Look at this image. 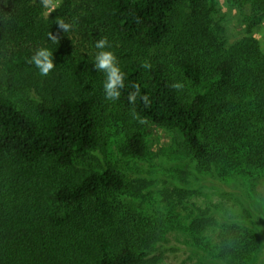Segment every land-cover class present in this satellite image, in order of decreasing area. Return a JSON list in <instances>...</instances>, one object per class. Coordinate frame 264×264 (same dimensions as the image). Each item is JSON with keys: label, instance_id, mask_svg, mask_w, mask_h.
<instances>
[{"label": "trees", "instance_id": "trees-1", "mask_svg": "<svg viewBox=\"0 0 264 264\" xmlns=\"http://www.w3.org/2000/svg\"><path fill=\"white\" fill-rule=\"evenodd\" d=\"M47 1L0 0V264H162L168 227L130 197L135 174L106 158L111 129L125 126L123 150L136 158L147 126L171 131L178 158H190L184 169L208 167L227 190L239 191L226 177L264 176V47L254 35L264 0L231 2L226 14L235 10L245 32L233 42L227 26L214 28L215 0H59L50 11ZM101 38L124 73L115 101L93 66ZM41 47L53 53L46 76L30 62ZM243 211L222 224L202 210L190 219L199 246L217 229L214 264H249L261 251L262 229Z\"/></svg>", "mask_w": 264, "mask_h": 264}, {"label": "rangeland", "instance_id": "rangeland-1", "mask_svg": "<svg viewBox=\"0 0 264 264\" xmlns=\"http://www.w3.org/2000/svg\"><path fill=\"white\" fill-rule=\"evenodd\" d=\"M234 1L215 0L213 3L216 8L214 28L218 24L227 26L232 42L245 36L244 30L235 19L236 11L232 9L231 17L226 14L231 11L230 4ZM58 3L59 0H48V11L54 9ZM254 35L264 47V20L254 30ZM119 126L120 130L118 127L111 129L112 135L104 154L118 170L135 174V183L129 189L130 197L133 196L142 205L140 209L151 220H162L168 227L162 242L166 245L162 250V264H214L215 254L219 253L217 229H208L204 244L199 246L189 230L190 219L202 210L216 217L219 224H222L223 217L241 219L243 209L248 210V222L256 221L263 232V247L249 264H264V226L257 221L258 217L247 202L250 197L255 209L264 212L263 175L254 172L238 179L226 177L225 181L239 191L227 190L221 184L210 182L208 177L213 173L208 167L198 168L197 171L184 169L183 163L190 161V158H178V141L171 131L147 126L144 130L146 155L136 158L123 150L125 126L121 123ZM178 184L189 192L187 196L178 193L181 192ZM249 213L251 216H248ZM185 240L192 242L186 244ZM194 249L204 253L206 258L193 253Z\"/></svg>", "mask_w": 264, "mask_h": 264}, {"label": "clouds", "instance_id": "clouds-1", "mask_svg": "<svg viewBox=\"0 0 264 264\" xmlns=\"http://www.w3.org/2000/svg\"><path fill=\"white\" fill-rule=\"evenodd\" d=\"M57 27L64 32L69 30V25L63 21L57 22ZM53 37H50V39ZM97 52L94 60V67L98 71L105 73V81L103 89L105 98L110 100H117L120 96V90L124 87V73L121 71L116 56L110 50V45L107 38H101L95 43ZM30 62L35 65L41 75L46 76L54 68L53 53L48 48H38L30 58ZM175 88H180L182 85L176 83ZM130 100L135 99V95L129 96ZM147 100V97L144 98Z\"/></svg>", "mask_w": 264, "mask_h": 264}]
</instances>
